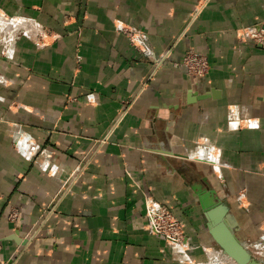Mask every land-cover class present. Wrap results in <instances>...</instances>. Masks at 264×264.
<instances>
[{
    "label": "crops",
    "instance_id": "obj_1",
    "mask_svg": "<svg viewBox=\"0 0 264 264\" xmlns=\"http://www.w3.org/2000/svg\"><path fill=\"white\" fill-rule=\"evenodd\" d=\"M0 11L22 22L0 51L3 262L231 264L176 170L189 160L169 150L209 177L264 262V47L244 35L264 27V0H0ZM190 49L208 57L205 77L182 65ZM148 195L181 218L190 249L147 229Z\"/></svg>",
    "mask_w": 264,
    "mask_h": 264
},
{
    "label": "water",
    "instance_id": "obj_2",
    "mask_svg": "<svg viewBox=\"0 0 264 264\" xmlns=\"http://www.w3.org/2000/svg\"><path fill=\"white\" fill-rule=\"evenodd\" d=\"M166 154L189 160L191 166L185 161L176 166V170L184 177L198 199L201 215L221 253L231 259V264H264L253 255L247 243L237 236L238 220L209 177L200 171L187 155L172 150Z\"/></svg>",
    "mask_w": 264,
    "mask_h": 264
},
{
    "label": "built area",
    "instance_id": "obj_3",
    "mask_svg": "<svg viewBox=\"0 0 264 264\" xmlns=\"http://www.w3.org/2000/svg\"><path fill=\"white\" fill-rule=\"evenodd\" d=\"M199 9H196L195 13ZM124 32L130 37L133 44L138 45L141 43L142 33L135 28L124 26ZM136 33H138L136 35ZM244 35L247 39L256 41L264 47V27L252 26L244 29ZM170 51L158 58L156 61L162 64L163 61L169 56ZM182 65L186 68L190 75L195 77H205L210 70V62L208 57L195 49L188 50L182 58ZM146 215H147V229L162 236L167 245L173 249L181 248L183 250L190 249L189 238H187L184 231V223L174 211L164 203L155 199L152 195H148L145 200ZM2 245L0 244V254ZM187 256V255H186ZM188 257V256H187ZM0 264H7L0 258Z\"/></svg>",
    "mask_w": 264,
    "mask_h": 264
},
{
    "label": "bare ground",
    "instance_id": "obj_4",
    "mask_svg": "<svg viewBox=\"0 0 264 264\" xmlns=\"http://www.w3.org/2000/svg\"><path fill=\"white\" fill-rule=\"evenodd\" d=\"M0 27L17 31L18 29L22 28V22L9 18L3 12L0 11ZM178 250H182L185 252V250L181 248H178Z\"/></svg>",
    "mask_w": 264,
    "mask_h": 264
},
{
    "label": "rangeland",
    "instance_id": "obj_5",
    "mask_svg": "<svg viewBox=\"0 0 264 264\" xmlns=\"http://www.w3.org/2000/svg\"><path fill=\"white\" fill-rule=\"evenodd\" d=\"M16 33V31L12 30V29H5V28H1L0 27V51L5 49V46L7 45L9 36H13V34ZM11 34V35H10ZM254 41V40H253ZM256 42V41H254ZM188 238V236H187ZM171 247V246H170ZM250 249V248H249ZM251 250V249H250ZM251 252L253 253V255H255L257 258H259L254 252L253 250H251ZM260 259V258H259ZM261 260V259H260Z\"/></svg>",
    "mask_w": 264,
    "mask_h": 264
}]
</instances>
